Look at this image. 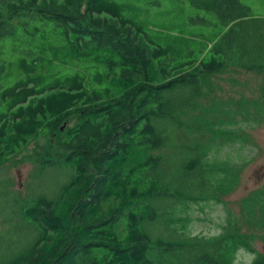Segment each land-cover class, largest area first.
Listing matches in <instances>:
<instances>
[{
    "label": "trees",
    "instance_id": "16d2710c",
    "mask_svg": "<svg viewBox=\"0 0 264 264\" xmlns=\"http://www.w3.org/2000/svg\"><path fill=\"white\" fill-rule=\"evenodd\" d=\"M162 1L0 0V176L58 179H2L0 264H264V188L191 228L240 179L221 149L264 123V0H188L191 37L151 21Z\"/></svg>",
    "mask_w": 264,
    "mask_h": 264
},
{
    "label": "rangeland",
    "instance_id": "374dc122",
    "mask_svg": "<svg viewBox=\"0 0 264 264\" xmlns=\"http://www.w3.org/2000/svg\"><path fill=\"white\" fill-rule=\"evenodd\" d=\"M242 2L253 7L254 12H259L256 4L250 3L249 0H242ZM162 3L163 6L159 8L161 14L155 15L151 19L153 23L178 36L191 37L194 34L202 33V29L199 26L188 25V0H163ZM244 131L249 138L244 146H241V143L228 145L222 148L217 155V159L220 162H231L242 168L240 179L231 193L222 199L223 202L221 204L210 202L194 206L191 213V228L194 235L204 234L214 236L220 234L222 232L221 225L226 222L228 210L242 223L241 221H244L242 201L255 193V191L264 188V123L251 126L244 125ZM33 170L34 168L31 164L9 169L4 175L0 176V187L3 178H10L13 182L11 186L12 191L20 193L24 197L29 192L34 191L36 189L35 186H40L41 184L43 187H40L34 193L44 192L53 195L58 185L55 173L40 180H31ZM2 217L12 221L14 218V220L18 219V217L11 216L9 211ZM244 230L246 231L247 228L244 227ZM256 233L261 235L260 231ZM254 247L258 251L264 252L263 241H256ZM251 259L252 256L250 254L241 253L236 264H249Z\"/></svg>",
    "mask_w": 264,
    "mask_h": 264
}]
</instances>
